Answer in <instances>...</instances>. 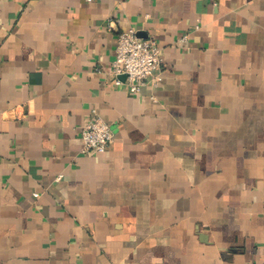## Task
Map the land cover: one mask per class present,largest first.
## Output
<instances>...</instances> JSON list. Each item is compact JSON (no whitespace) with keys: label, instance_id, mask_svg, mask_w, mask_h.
I'll list each match as a JSON object with an SVG mask.
<instances>
[{"label":"crops","instance_id":"obj_1","mask_svg":"<svg viewBox=\"0 0 264 264\" xmlns=\"http://www.w3.org/2000/svg\"><path fill=\"white\" fill-rule=\"evenodd\" d=\"M129 28L163 58L137 94L112 70ZM94 112L114 139L89 154ZM254 261L264 0H0V264Z\"/></svg>","mask_w":264,"mask_h":264},{"label":"built area","instance_id":"obj_2","mask_svg":"<svg viewBox=\"0 0 264 264\" xmlns=\"http://www.w3.org/2000/svg\"><path fill=\"white\" fill-rule=\"evenodd\" d=\"M187 34L182 36L185 39ZM161 47L153 36H141L136 29H123L118 33L112 70L117 75L115 82L125 84L129 91L137 94L144 84L154 76L162 63ZM124 74L125 78L119 76ZM83 150L89 154L104 152L114 139V130L105 118L94 112L82 126ZM38 195V193H35ZM250 264H264L254 261Z\"/></svg>","mask_w":264,"mask_h":264},{"label":"water","instance_id":"obj_3","mask_svg":"<svg viewBox=\"0 0 264 264\" xmlns=\"http://www.w3.org/2000/svg\"><path fill=\"white\" fill-rule=\"evenodd\" d=\"M141 32H138V34L140 35Z\"/></svg>","mask_w":264,"mask_h":264}]
</instances>
